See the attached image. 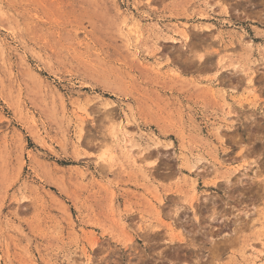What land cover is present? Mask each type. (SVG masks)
<instances>
[{"label": "rangeland", "instance_id": "374dc122", "mask_svg": "<svg viewBox=\"0 0 264 264\" xmlns=\"http://www.w3.org/2000/svg\"><path fill=\"white\" fill-rule=\"evenodd\" d=\"M0 264H264V0H0Z\"/></svg>", "mask_w": 264, "mask_h": 264}, {"label": "bare ground", "instance_id": "6f19581e", "mask_svg": "<svg viewBox=\"0 0 264 264\" xmlns=\"http://www.w3.org/2000/svg\"><path fill=\"white\" fill-rule=\"evenodd\" d=\"M91 258V257H90ZM90 261V260H89Z\"/></svg>", "mask_w": 264, "mask_h": 264}]
</instances>
